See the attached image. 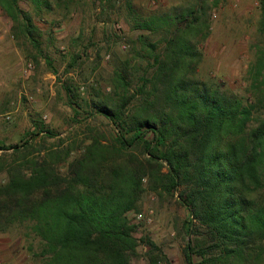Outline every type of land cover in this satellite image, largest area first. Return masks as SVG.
I'll return each mask as SVG.
<instances>
[{"label":"trees","instance_id":"16d2710c","mask_svg":"<svg viewBox=\"0 0 264 264\" xmlns=\"http://www.w3.org/2000/svg\"><path fill=\"white\" fill-rule=\"evenodd\" d=\"M216 2L134 18L147 33L114 68L111 92L85 101L110 129L90 126L65 146L34 147L40 133L54 136L40 127L21 142H0L15 154L0 159V232L25 224L39 238L42 264H132L140 244L145 264H171L153 239L135 236L128 214L145 191L179 190L187 264H264V0L244 94L197 75ZM0 8L39 48L19 0H0ZM138 60L145 65L133 84L127 69Z\"/></svg>","mask_w":264,"mask_h":264},{"label":"rangeland","instance_id":"374dc122","mask_svg":"<svg viewBox=\"0 0 264 264\" xmlns=\"http://www.w3.org/2000/svg\"><path fill=\"white\" fill-rule=\"evenodd\" d=\"M64 1L19 0L21 9L31 17L32 36L40 42L39 48L13 27L0 8V142L5 145L21 142L26 133L38 127L52 131L54 136L40 133L34 147L81 142L94 125L110 129L108 120L91 117L85 101L88 104L92 98L111 92L114 68L131 57V41L147 33L133 28L134 18L194 0ZM258 20V0H217L210 11V34L199 44L203 58L197 75L244 94L253 45L260 38ZM138 63L127 69L133 84L145 65L143 60ZM66 85L75 93L68 92ZM13 157L12 149L0 150L2 161ZM3 180L4 173H0V182ZM178 192L159 196L145 191L138 210L128 216L135 225L136 237L147 235L153 239L171 264H187L182 250L188 212ZM39 243L25 224L11 225L0 232V264H42ZM146 251L147 246L140 244L132 264H145Z\"/></svg>","mask_w":264,"mask_h":264},{"label":"built area","instance_id":"2783aa9c","mask_svg":"<svg viewBox=\"0 0 264 264\" xmlns=\"http://www.w3.org/2000/svg\"><path fill=\"white\" fill-rule=\"evenodd\" d=\"M139 217L141 216V214L138 215Z\"/></svg>","mask_w":264,"mask_h":264}]
</instances>
